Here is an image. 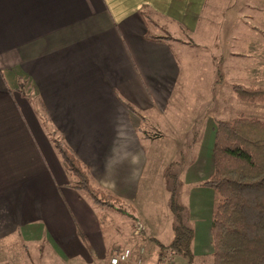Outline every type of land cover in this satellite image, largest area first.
I'll return each instance as SVG.
<instances>
[{"label":"crops","instance_id":"crops-1","mask_svg":"<svg viewBox=\"0 0 264 264\" xmlns=\"http://www.w3.org/2000/svg\"><path fill=\"white\" fill-rule=\"evenodd\" d=\"M263 4L264 0H0V264H23L26 258L29 264L41 259L110 264L117 248L133 250V232L113 217L124 214L102 209L69 187L71 178L49 135L55 132L72 149L94 186L131 207L147 164L142 142L155 139L146 135L143 124L159 122L154 117H163L169 108L185 50L218 48L214 37L199 44L184 41V34L198 31L206 7L207 21L212 11L226 15L231 7L236 15L244 8L251 16L236 19L228 12L219 33L225 41L236 39L231 23L250 24L251 36L237 42L245 52L255 53L253 46L247 50L245 45H256V37L262 40L257 25H262ZM146 36L171 40L157 42ZM245 52L228 51L224 56H248ZM214 112L205 128L196 130L201 140H211L206 143L211 156L215 120H221ZM199 153L196 150L197 162ZM199 170L198 162L188 174L191 182L199 178ZM202 170L207 173L210 168ZM201 190L192 199L202 209L214 196L211 190ZM132 211L129 219L136 218ZM205 217L200 213L195 225L193 255L210 238L211 219ZM30 246L35 254L24 256Z\"/></svg>","mask_w":264,"mask_h":264},{"label":"rangeland","instance_id":"rangeland-1","mask_svg":"<svg viewBox=\"0 0 264 264\" xmlns=\"http://www.w3.org/2000/svg\"><path fill=\"white\" fill-rule=\"evenodd\" d=\"M228 12L233 13L236 19L251 16L244 8L236 15L231 7ZM228 12L223 15L217 10L212 11L211 20L207 21L205 17L210 15V9L206 7L198 31L193 35L184 34V41H194L199 44H206L214 37L215 42H219L218 48L213 50V48L198 46L197 49L188 47L185 50V53L180 57L183 65L182 75L172 95L169 108L163 117H154L155 119L159 118L157 120L159 122L153 121L154 124L151 122L142 126L146 135L156 140L142 142L147 155V164L142 174L138 193L132 203V208L124 206L125 216L111 212L114 218L125 223L122 225L123 227H127L134 234L133 250L129 249L131 256L121 264L174 263V260L170 259L159 261L158 252L152 240H157L162 245H168L172 238L173 215L169 211L168 200L173 190L176 192L177 201L185 209L182 213L183 219L194 230H196L197 226L195 225L199 221L200 213L202 217L204 214L206 215V220L207 218L211 219L213 201L208 198V204L201 209L195 205L193 199L194 196L202 194V188L198 186V183L208 178L213 165L211 154L206 153V143L210 145L211 140H201L200 135L196 133V130L202 131L205 128L206 119L211 116L212 111H215L214 115L218 112L219 117L215 116V118L221 120H229L237 116L264 119V105L241 102L230 90L231 84L264 89V13L261 17L262 25H257L258 30L261 31L262 40L256 37V45L253 42L245 45L247 50H249L248 46H253L256 50L255 53L249 54V51L245 52V47L237 41L243 37L247 40L248 35L251 36L250 32L254 29H251L250 24L245 26L238 22L231 23L230 30L233 31V35H236V39L231 36L226 37L225 41L224 35L219 33V30L227 22ZM252 36L254 37V35ZM243 40L241 39L240 42L242 43ZM173 45H171L172 49ZM228 51L245 52L248 56L234 55L228 58L224 56ZM232 69H236L238 73L232 75ZM192 121H195L193 133L190 132ZM198 122L201 123L196 125ZM196 150L198 153L200 152L198 157L200 170L197 173L199 178L191 182L188 179V174L198 165ZM194 161L197 164L194 163L195 165L192 166ZM202 167L210 168V170L205 173ZM132 209L137 219L126 217H132ZM102 222H104L103 218ZM110 225L114 226V220L110 222ZM207 226H210V220H208ZM205 230L207 233V229ZM202 235L199 233L200 238ZM202 245L203 243L200 245L201 248L195 250L192 264H212L210 238L205 240V246ZM121 251L123 250L117 248L111 257ZM23 252L24 256L28 255V257L35 254L32 246ZM45 254L46 252L43 256ZM50 261L41 259L38 264H47L48 262L59 264L58 260ZM23 264H29L28 258Z\"/></svg>","mask_w":264,"mask_h":264},{"label":"trees","instance_id":"trees-1","mask_svg":"<svg viewBox=\"0 0 264 264\" xmlns=\"http://www.w3.org/2000/svg\"><path fill=\"white\" fill-rule=\"evenodd\" d=\"M146 39L161 42L170 37ZM231 92L244 103L264 105V89L232 84ZM131 112L135 108L124 104ZM52 145L71 178L69 187L102 209L125 215L124 203L91 183L88 168L55 132ZM213 170L198 186L213 192L210 220L212 264H264V119L237 116L215 120ZM173 190L168 208L173 215L168 245L153 240L159 261L192 264L194 229L183 219L184 207Z\"/></svg>","mask_w":264,"mask_h":264},{"label":"built area","instance_id":"built-area-1","mask_svg":"<svg viewBox=\"0 0 264 264\" xmlns=\"http://www.w3.org/2000/svg\"><path fill=\"white\" fill-rule=\"evenodd\" d=\"M131 256L130 250L126 249L121 252H116V255L109 260L110 264H119L127 261Z\"/></svg>","mask_w":264,"mask_h":264}]
</instances>
